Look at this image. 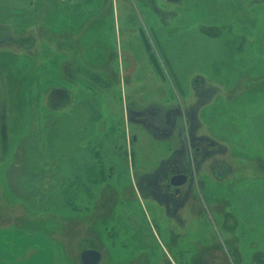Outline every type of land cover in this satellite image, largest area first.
<instances>
[{
  "label": "rangeland",
  "instance_id": "374dc122",
  "mask_svg": "<svg viewBox=\"0 0 264 264\" xmlns=\"http://www.w3.org/2000/svg\"><path fill=\"white\" fill-rule=\"evenodd\" d=\"M86 96L120 170L39 219L27 201L70 180ZM2 227L45 233L55 264L89 247L101 264H264V0H0Z\"/></svg>",
  "mask_w": 264,
  "mask_h": 264
},
{
  "label": "crops",
  "instance_id": "0c3cea01",
  "mask_svg": "<svg viewBox=\"0 0 264 264\" xmlns=\"http://www.w3.org/2000/svg\"><path fill=\"white\" fill-rule=\"evenodd\" d=\"M69 1L71 2L72 0ZM133 38L135 43H143L142 36H134ZM91 99L93 98L86 96L85 98L76 100V109L72 111L71 117L66 118L69 119V124L71 125L70 134H72L71 138L73 145V148L71 147L69 152L71 158L70 180L64 181L66 177L64 174V178H55V180H52L51 184L47 182L38 185L39 188L41 187V191H44V194L41 195L42 192L40 191L41 193H39L40 195L38 194V198L35 197L33 200L29 199L27 201L36 211L39 212V219H43V216L44 219L58 216L56 213L57 209H53L52 205L60 203L58 200L65 198L64 196L67 189H73L74 191H72V193H75L76 196H78V194H80V188H97L102 186V184L98 185L100 184L99 182L105 183V180L109 182L112 178V173L120 170L119 165L121 162L119 154L116 153L117 156L111 155L113 150L111 149L112 140L110 134L108 132L105 133L104 131H102L101 134L96 133L100 129L97 124H100L99 122L101 119L98 121L94 114L98 112L100 115L102 112L100 107L99 110L96 109V105ZM80 103L82 104L80 105ZM150 106L152 107L156 105ZM81 107H84L86 111L82 112ZM148 107L149 106L138 107L137 105L131 107V113L133 114L132 118L134 119L133 121H135V124H142V122L145 121L142 119V113ZM160 107L165 109V106L163 105ZM169 107L173 109V113L176 112L175 109L179 108L177 103H171ZM103 121L104 120H102V122ZM135 134H133L134 137H136ZM106 135H109V137ZM53 152L52 159H54L53 163H55V165L53 167L51 164L47 166L53 175L56 174L63 176L62 174L66 172H64V166L61 164L64 165L68 163V161H64V157H67L68 153H60V155H57L55 151ZM59 156H61L63 160H60ZM116 162L119 164V168L117 167ZM135 179H137L136 176ZM26 180L27 178L24 177L21 181V188L23 184L25 189L31 188V186H36L31 185L32 182H27ZM96 181L98 182L96 183ZM95 184L97 185L95 186ZM17 186L19 187V185ZM51 188H54V191L50 192L51 194L53 193V196H48L50 194L48 193V189L51 190ZM45 189H47V191ZM78 199H75L76 205H78L77 207L80 206V200ZM83 211L84 210H81L80 212L82 213ZM5 214L9 215L8 212ZM3 233L4 236L2 235ZM52 244L53 243L48 239L45 233H30L24 228L2 227L0 228V264H55L53 254L54 245Z\"/></svg>",
  "mask_w": 264,
  "mask_h": 264
},
{
  "label": "water",
  "instance_id": "95a60500",
  "mask_svg": "<svg viewBox=\"0 0 264 264\" xmlns=\"http://www.w3.org/2000/svg\"><path fill=\"white\" fill-rule=\"evenodd\" d=\"M223 169L219 168L218 173L221 175ZM188 180L186 173H176L171 177V183L175 186H181ZM82 264H101L103 261V253L97 248H86L81 252L80 255Z\"/></svg>",
  "mask_w": 264,
  "mask_h": 264
},
{
  "label": "trees",
  "instance_id": "16d2710c",
  "mask_svg": "<svg viewBox=\"0 0 264 264\" xmlns=\"http://www.w3.org/2000/svg\"><path fill=\"white\" fill-rule=\"evenodd\" d=\"M49 28V29H51V30H54V31H57V30H55V28H53V27H49V26H46L45 28ZM77 38V37H76ZM79 40V39H78ZM79 42V41H78ZM43 43V45H46L47 46V44H46V42L45 41H43L42 42ZM80 43V42H79ZM81 59H82V62L84 63L83 65H82V67H84L83 69H85V71L87 72V74L86 73H84L87 77H88V73H90L92 70L89 68V67H87L88 66V63L86 62V60L84 59V56H82V53H81ZM94 71V70H93ZM94 76V75H93ZM74 79V81H75V78H73ZM33 80L34 79H30V84H32V82H33ZM29 99H31L32 101H34L35 99H37V96L36 95H33V97H32V93H31V95L29 94Z\"/></svg>",
  "mask_w": 264,
  "mask_h": 264
},
{
  "label": "flooded vegetation",
  "instance_id": "af4514ba",
  "mask_svg": "<svg viewBox=\"0 0 264 264\" xmlns=\"http://www.w3.org/2000/svg\"><path fill=\"white\" fill-rule=\"evenodd\" d=\"M184 158H185V157H184ZM184 158H182L184 164H185V165H188L189 161H187V158H185V159H184ZM186 161H187V162H186ZM176 173H186V174L188 175V173H187L186 171H180V172H176ZM176 173H175V174H176ZM172 176H173V175H172ZM172 176H171V177H172ZM188 179H189V175H188ZM187 181H188V180H187ZM170 182H171V179H170ZM186 183H187V182H186ZM171 184H172V183H171ZM184 184H185V183H184Z\"/></svg>",
  "mask_w": 264,
  "mask_h": 264
}]
</instances>
